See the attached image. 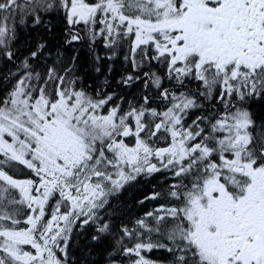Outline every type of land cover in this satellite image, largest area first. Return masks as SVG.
<instances>
[{"label": "snow or ice", "instance_id": "1", "mask_svg": "<svg viewBox=\"0 0 264 264\" xmlns=\"http://www.w3.org/2000/svg\"><path fill=\"white\" fill-rule=\"evenodd\" d=\"M56 8L69 31L84 25L91 43L103 35L112 47L116 38L133 35L134 68L158 61L177 85L199 81L206 98L218 89L225 111L215 121L198 117L186 125L188 110L201 105L162 88L161 77L149 72L143 75L170 106L157 112L145 97L143 105L122 111L109 104L111 95L95 98L66 80L71 69L65 75L49 69L37 87L32 82L40 74L25 60L28 71L0 99V264H67L77 222L95 225L94 241L110 235L96 211L107 196L162 171L176 182L151 199L176 203L147 213L151 222L138 220L141 231L123 229L130 240L135 233L132 247L123 237L116 242L136 257L129 264H155L142 255L153 249L168 252L170 264H264V126L253 135L243 106L264 96V0H0L3 56L13 58L10 20L14 25L19 14L21 24L25 16L39 24L40 12ZM80 31L67 43L83 39ZM234 94L239 107L230 103ZM16 165L32 178L5 171H18Z\"/></svg>", "mask_w": 264, "mask_h": 264}, {"label": "trees", "instance_id": "2", "mask_svg": "<svg viewBox=\"0 0 264 264\" xmlns=\"http://www.w3.org/2000/svg\"><path fill=\"white\" fill-rule=\"evenodd\" d=\"M93 1L89 0V2ZM39 15L41 16L39 24H33L29 16H25V22L21 24L19 14L15 18L14 25L11 20L8 22L10 27L15 28V36L8 43L9 49L13 52V58L8 60L0 49V99L10 94L19 74L24 76L28 71L23 69V62L27 60L33 75L37 72L40 74L41 79L38 82L47 79L49 69L54 68L59 75H65V71L71 69L65 76L66 80L75 79L78 88H83L84 91L97 96L112 94L114 102L122 100L123 110L130 106L127 104L130 102L129 97L133 98L134 103L141 102L144 92L142 84L136 82L133 86H124L123 83L126 75L131 72V65L126 63L125 49H128V44H125L127 41L125 37L117 38L116 47L113 49H106L101 43L90 45L81 39L67 43L77 27L69 31L70 26L67 24L63 10L56 8L49 12H40ZM41 44L44 47L38 51V46ZM34 51L37 52L35 58L31 56ZM94 53L98 54L97 57ZM260 98L259 101L249 105L255 117L256 130L264 126V96ZM131 106L138 105L131 104ZM155 185L156 181L152 185L133 186L118 207L119 215L125 218H136L141 215L140 212L146 211L147 206H137V202L153 192L152 187ZM109 248L108 239L94 244L90 236L75 250V259L83 264H101Z\"/></svg>", "mask_w": 264, "mask_h": 264}, {"label": "flooded vegetation", "instance_id": "3", "mask_svg": "<svg viewBox=\"0 0 264 264\" xmlns=\"http://www.w3.org/2000/svg\"><path fill=\"white\" fill-rule=\"evenodd\" d=\"M136 56L137 59H139V50H137ZM126 58H127L126 63L131 65V72L126 75L125 80L130 75L133 77H139V79H135L134 81L129 83H125L124 81L123 82L124 86H130V85L133 86L134 83L138 82V84L140 85L142 84L144 90V92L142 93V97L140 99L141 102L134 103L133 98L129 97L130 102L127 103L128 105L137 104L138 106H134V107H139L144 104V98L147 97L148 104L146 105V107L154 108L156 109L157 112H163L167 110V108L170 106L171 103L170 100H166L160 95L161 89H157L153 87L149 77H145L143 75L144 72H149V76H151L152 73H155L157 76L161 77L162 88L168 89L170 92H175L176 94H179L180 92H184L187 95L194 97L196 99L197 104L201 105V107H195L188 110L186 119L184 120V123L186 125H190L194 120H197L198 117H206L208 118V120L215 121L225 111L224 101L218 98L219 96L218 89L216 92H214L211 98H206L205 96L200 95V92L203 91V89L200 87L201 82L196 80H186L185 85H177V83L174 80H170L168 78L165 65L159 63L158 61H151V63H148L146 61L142 67L134 68L131 58V50L129 51V53H126ZM20 76L21 75L19 74V76L17 77L18 80L21 78ZM146 80L149 81L147 87H145ZM32 83L37 85V87L43 85V83H38V82H32ZM49 86H51V83H49ZM87 93L95 98H101L103 96L111 95L112 100L109 102V104L113 106L118 105L121 108H123L121 104L122 100H119L118 102L117 101L114 102L113 100L114 96L112 94L97 96L89 91H87ZM260 99L261 98L249 99L247 100L246 103H243V106L250 111L249 105L255 101H259ZM230 103H235L239 107L241 106L242 102L237 101L234 94ZM251 117L254 121V125L250 127L249 131L252 132L253 135H255L256 121L252 113H251ZM200 123L203 125L206 122L204 120H201ZM15 167L18 168L19 170L16 171L13 170V168L6 167L5 171H8L10 175H13V177L17 179L32 178L31 172L26 168H24V166L16 165ZM176 179L177 178H174L171 173H166L163 171L159 173H154L150 177L140 176L137 178V180L124 185L123 188L116 190L107 196V203L104 204L102 208L97 209L96 211L98 215L103 218V222L109 223L112 230L111 234L103 237L99 241H94L92 239L94 244H99L105 239H108L110 241V248L106 253L107 255L103 263L101 264H113V262H115V264H129L130 259H136V257H129L127 255H124L123 247L118 246L116 242L119 241L121 237H123L124 244H127L128 247H132L133 244L136 242L135 233H133V239L130 240L127 236H124L123 229L128 228L129 230L136 229L137 231H141V229H139V226L137 224L138 220L146 219L148 222H151L152 218L147 217L146 216L147 213L155 212L161 206H164L166 208L176 203L173 200L164 199V198L151 199V196L154 192L166 191L169 185L174 184L176 182ZM155 181H156V185L155 187H152L153 192H150L147 197L137 202V206L145 205V207L147 206L146 208L147 210L140 212L141 215H139L136 218L121 217V215H119L120 213L118 207L122 204L125 194H128L132 190L133 186L137 187L145 184L152 185L153 183H155ZM51 210H52V201H50L49 205L46 206V213H49L50 215ZM64 210H65L64 207L61 206V212H63ZM49 215L45 216V220L49 218ZM81 219H83V217ZM97 234L98 233L96 232V227L94 224L84 225L77 222V224L73 226L72 231L69 234V238L67 240V245H68L67 264H83L78 259H75V254H74L75 250L79 248L83 240L89 238L90 236L92 238L94 235ZM145 235H147V233H145ZM152 239L156 240L157 237L153 235ZM118 248L119 251H117ZM57 255L63 258L61 253L57 252ZM142 255L154 261L155 264H170V254L163 249H153L151 252L144 251L142 252Z\"/></svg>", "mask_w": 264, "mask_h": 264}, {"label": "rangeland", "instance_id": "4", "mask_svg": "<svg viewBox=\"0 0 264 264\" xmlns=\"http://www.w3.org/2000/svg\"><path fill=\"white\" fill-rule=\"evenodd\" d=\"M18 23V22H17ZM19 24V23H18ZM74 27H77V28H80L83 32H79V35L81 36V37H83V40H85V42L87 41L88 42V44H90V45H94V44H96L98 41H102V43H103V45H104V47L106 48V49H111L112 47H106L105 45H106V43H107V41H106V39H105V37L103 36V35H98L97 37H96V39H95V42H94V44L93 43H91L90 42V40H89V37H88V34H87V31L85 30L84 31V28H85V26L84 25H78V26H74ZM100 27H102L101 25H97V28H100ZM127 38L129 39V38H132V40L134 39V36L133 35H129V36H127ZM95 54V53H94ZM98 55V54H97ZM97 55L95 54V56L97 57ZM113 57V56H112ZM97 60V59H96ZM21 78L23 77L22 75L20 76Z\"/></svg>", "mask_w": 264, "mask_h": 264}, {"label": "bare ground", "instance_id": "5", "mask_svg": "<svg viewBox=\"0 0 264 264\" xmlns=\"http://www.w3.org/2000/svg\"><path fill=\"white\" fill-rule=\"evenodd\" d=\"M15 84H16V81H14V83H13V87H12V90H13V88L15 87ZM11 93V92H10ZM8 96V95H7Z\"/></svg>", "mask_w": 264, "mask_h": 264}]
</instances>
